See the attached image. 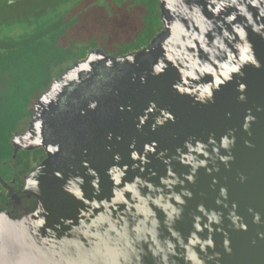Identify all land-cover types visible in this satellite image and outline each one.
<instances>
[{
	"label": "water",
	"instance_id": "95a60500",
	"mask_svg": "<svg viewBox=\"0 0 264 264\" xmlns=\"http://www.w3.org/2000/svg\"><path fill=\"white\" fill-rule=\"evenodd\" d=\"M143 47H92L32 104V212L0 264H264V0H157Z\"/></svg>",
	"mask_w": 264,
	"mask_h": 264
},
{
	"label": "trees",
	"instance_id": "16d2710c",
	"mask_svg": "<svg viewBox=\"0 0 264 264\" xmlns=\"http://www.w3.org/2000/svg\"><path fill=\"white\" fill-rule=\"evenodd\" d=\"M27 1L29 5L26 6L24 16L2 15L0 12V74L6 75L11 68L17 72L28 71V83L32 84L36 77L38 79L42 75V71L46 70L48 74L58 69L61 72L66 65L72 63L73 59L65 58L63 53L68 52L69 47L73 46L75 41L73 37L84 27L82 24L92 22L91 9H87V6L91 7V3L96 0ZM61 2L66 4L64 14L60 12ZM135 2L138 5V0ZM10 6L8 0H0V9L7 10ZM106 45L114 50H118L120 46L122 50L116 54H125L144 46L129 39ZM90 49L79 59H83ZM21 77L22 75L15 74L14 81L15 84L24 87L26 77ZM7 117L6 113L0 116V128L7 127L8 124L11 128L14 125Z\"/></svg>",
	"mask_w": 264,
	"mask_h": 264
},
{
	"label": "rangeland",
	"instance_id": "374dc122",
	"mask_svg": "<svg viewBox=\"0 0 264 264\" xmlns=\"http://www.w3.org/2000/svg\"><path fill=\"white\" fill-rule=\"evenodd\" d=\"M136 2L135 0L104 2L96 0L91 3V7L87 6V9H91L90 19L92 22H84L82 29L77 27L81 31L73 37L75 38L73 46L69 47L68 52L63 53L64 57L73 60L79 59L88 49L96 46L103 48L108 54H116L122 48L119 46L118 50H114L106 44L121 43L128 39L136 41L138 44H147L149 39L162 28L159 12L155 0H138V5ZM61 3L60 12L64 14L66 4ZM73 60L72 62H74ZM6 73V75L0 74V116L2 113H6L8 121L14 124L12 127L22 129L30 119L32 104L47 88L50 80L60 71L56 69L48 74H46V70L42 71V75L38 79L36 77L35 80H37H34L35 82L33 81L32 84L28 83V71L26 73L24 71L17 72L16 69L11 68ZM15 74L22 75L23 78L26 77L25 88L15 84ZM9 129L10 125L8 124L2 130L0 141L3 144H6V134ZM6 150H8L7 144Z\"/></svg>",
	"mask_w": 264,
	"mask_h": 264
},
{
	"label": "flooded vegetation",
	"instance_id": "af4514ba",
	"mask_svg": "<svg viewBox=\"0 0 264 264\" xmlns=\"http://www.w3.org/2000/svg\"><path fill=\"white\" fill-rule=\"evenodd\" d=\"M11 5L7 10L0 9L3 15L24 16L27 0H8ZM158 9V1L155 0ZM30 120V119H29ZM22 129L11 127L7 131L6 144L0 141V211L7 213L12 218H21L32 212L36 205V197L26 190L27 175L39 165L46 157L43 147L30 150L18 148L14 152L12 137L15 133H22L28 126ZM4 127L0 128V135Z\"/></svg>",
	"mask_w": 264,
	"mask_h": 264
}]
</instances>
